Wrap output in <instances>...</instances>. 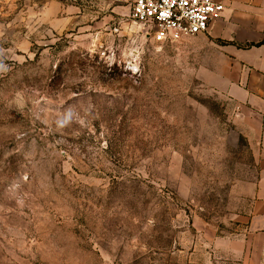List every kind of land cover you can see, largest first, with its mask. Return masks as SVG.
I'll return each instance as SVG.
<instances>
[{"label": "rangeland", "instance_id": "obj_1", "mask_svg": "<svg viewBox=\"0 0 264 264\" xmlns=\"http://www.w3.org/2000/svg\"><path fill=\"white\" fill-rule=\"evenodd\" d=\"M214 56L131 0H0V264H229L259 156Z\"/></svg>", "mask_w": 264, "mask_h": 264}, {"label": "crops", "instance_id": "obj_2", "mask_svg": "<svg viewBox=\"0 0 264 264\" xmlns=\"http://www.w3.org/2000/svg\"><path fill=\"white\" fill-rule=\"evenodd\" d=\"M216 1L225 8L204 35L214 61L219 60L222 83L252 117L251 138L259 156L258 180L241 217L244 231L216 243L227 249L229 264H264V0Z\"/></svg>", "mask_w": 264, "mask_h": 264}, {"label": "built area", "instance_id": "obj_3", "mask_svg": "<svg viewBox=\"0 0 264 264\" xmlns=\"http://www.w3.org/2000/svg\"><path fill=\"white\" fill-rule=\"evenodd\" d=\"M216 0H131V17L158 42L206 34L224 10Z\"/></svg>", "mask_w": 264, "mask_h": 264}, {"label": "trees", "instance_id": "obj_4", "mask_svg": "<svg viewBox=\"0 0 264 264\" xmlns=\"http://www.w3.org/2000/svg\"><path fill=\"white\" fill-rule=\"evenodd\" d=\"M259 44H261V43H259ZM259 44H258V45H259Z\"/></svg>", "mask_w": 264, "mask_h": 264}]
</instances>
